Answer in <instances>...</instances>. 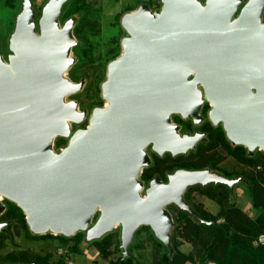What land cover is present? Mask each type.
Instances as JSON below:
<instances>
[{
  "label": "water",
  "instance_id": "95a60500",
  "mask_svg": "<svg viewBox=\"0 0 264 264\" xmlns=\"http://www.w3.org/2000/svg\"><path fill=\"white\" fill-rule=\"evenodd\" d=\"M67 1L46 0L36 19L33 1L22 0L10 53L0 54V214L4 197L22 209L32 233L85 231L86 241L119 226L123 258L135 230L148 225L171 260L174 222L166 206L217 224L184 192L210 182L233 189L241 177L182 168L167 182L154 177L143 195L145 147L151 143L160 155L194 149L202 134H181L171 115L197 123L205 98L210 120L222 123L232 143L264 152V0H160L159 8L143 3L125 12L121 52L101 83L105 104L72 133L86 110L66 100L83 86L66 76L78 43L76 18L60 24ZM56 136L68 137L59 151Z\"/></svg>",
  "mask_w": 264,
  "mask_h": 264
},
{
  "label": "trees",
  "instance_id": "16d2710c",
  "mask_svg": "<svg viewBox=\"0 0 264 264\" xmlns=\"http://www.w3.org/2000/svg\"><path fill=\"white\" fill-rule=\"evenodd\" d=\"M204 1V0H202ZM245 1V0H244ZM43 4L39 5L38 12H41ZM149 7L151 9L160 7V0L150 1ZM129 8L124 11L135 9ZM75 13L71 7L66 11L65 16ZM64 16V17H65ZM88 123L87 117L79 123L82 126ZM212 135V132H211ZM214 136L212 135L211 138ZM219 139L223 141V147L226 156L233 161L231 169L225 170V176L229 178L241 177V180L247 187L249 193V201L251 206L256 211L254 217H249L245 211L231 202V197L234 194L236 184L233 189L223 183L210 182L205 185L194 184L187 187L184 192V199L192 208L206 220H214L217 224H206L200 222L193 214L176 206L171 205V213L174 226L170 233V242L174 248L172 259L168 255V249L164 244L154 235L152 229L148 225H140L134 232L133 241L129 244V254L123 258V250L120 246V234L118 242L114 243V236L117 234L116 227L112 231L106 232L101 237L85 240V231H77L71 236H64L62 234H52L50 232L45 234H35L34 237H55L60 244L70 242L69 252L79 253L80 257L83 254L84 246H94L98 254L107 258L111 254V248H118L120 254L113 260L112 264H135V254L133 253L134 246L138 245V234L142 229H147L149 234L155 240L156 244L163 248L161 256L154 257L153 264H205L208 259H213L216 264H264V245L254 244V239L260 233H264V152L256 149L251 152L244 145L233 144L225 135V132H220ZM218 140V139H216ZM214 139H211L207 146L203 143L197 148L195 152L187 154H178L171 163V167H186V168H202L208 164L210 160L218 159V152H209V148L213 149L215 145ZM67 144V139L57 136L54 141V148L60 149ZM153 172L152 167L147 168L143 176L149 177ZM195 194L203 195L218 204L216 213L203 208L201 202L194 200ZM9 201L8 199H6ZM13 203V202H12ZM168 206V205H167ZM166 206V207H167ZM18 215V219L27 228L24 213L17 205L11 204L9 212L5 214L7 217ZM98 213L94 215V219ZM28 230V229H27ZM5 236L4 234H2ZM184 238L189 240L193 245V250L185 252L179 246L182 244L177 239ZM51 254H27L7 256L6 262L20 261L24 263L32 262L33 264H48ZM52 264V263H51Z\"/></svg>",
  "mask_w": 264,
  "mask_h": 264
},
{
  "label": "rangeland",
  "instance_id": "374dc122",
  "mask_svg": "<svg viewBox=\"0 0 264 264\" xmlns=\"http://www.w3.org/2000/svg\"><path fill=\"white\" fill-rule=\"evenodd\" d=\"M34 8L46 0H32ZM154 0H68L60 16V22L66 11L71 7L75 10L72 14L76 18L73 28L78 43L72 50L76 61L67 75L75 81L85 79L80 91L66 96V100L75 99L80 109L90 111L101 99L100 83L105 78L106 67L109 61L121 52V38L125 30L121 25V17L124 11L137 7L140 4H150ZM22 0H0V50L7 45V37L11 31L13 18L21 8ZM65 16V17H64ZM105 104V103H104ZM79 124L74 123L73 127ZM193 150V149H191ZM225 168L231 169L233 161L227 156ZM224 168V169H225ZM222 170V169H221ZM195 201L202 203L203 208L212 213L218 210V204L210 198L195 194ZM231 202L240 207L249 217H254L256 211L249 201V193L246 185L241 181L236 184ZM13 233L3 236L0 234V261L4 264L9 255L27 254H51L48 264H112L120 254L118 248H111V254L107 258L101 257L94 246H84L81 257L79 253L69 252L70 242L61 243L54 237H32L26 234L18 219L12 227ZM114 243L118 242L120 228L114 229ZM32 232L31 230H29ZM183 251L193 250V245L184 238L179 237ZM138 245L134 246L135 264H153L154 257L161 256L163 248L159 247L147 229H142L137 238ZM70 243V244H69ZM254 244L264 245V233H260ZM186 264H192L187 262ZM197 264V263H194ZM205 264H216L213 259H208Z\"/></svg>",
  "mask_w": 264,
  "mask_h": 264
},
{
  "label": "flooded vegetation",
  "instance_id": "af4514ba",
  "mask_svg": "<svg viewBox=\"0 0 264 264\" xmlns=\"http://www.w3.org/2000/svg\"><path fill=\"white\" fill-rule=\"evenodd\" d=\"M45 2H43V4H44ZM21 9V8H20ZM20 9L18 10V12L20 11ZM36 10V9H35ZM17 12V13H18ZM17 15V14H16ZM16 15L14 16V20H13V24H12V28H11V31L9 32V35H8V37H7V45H5V47H3L1 50H0V54H2V56L4 57V58H6L7 57V55L10 53V50H9V48H8V39H9V36H10V34H11V32L13 31V29H14V26H15V18H16ZM40 16V12H38L37 10H36V19H38V17ZM72 16V14H69V15H67V18H69V17H71ZM66 18V19H67ZM65 18H63V20L60 22V24L62 25L63 23H64V21L66 20ZM262 20L264 21V9H263V14H262ZM75 25V24H74ZM74 28V27H73ZM75 36V35H74ZM75 47V45L74 46H72V49H71V55H73V56H75L73 53H72V50H73V48ZM119 55V53L116 55V56H118ZM115 56V57H116ZM114 57V58H115ZM114 58H112V59H114ZM111 59V60H112ZM110 60V61H111ZM76 61V60H75ZM109 61V62H110ZM74 64V63H73ZM73 64H72V66H73ZM71 66V67H72ZM70 67V68H71ZM70 68H69V70L66 72V76H68L72 81H74L71 77H70V75H67V73L70 71ZM106 72H107V67H106ZM105 78H106V74H105ZM105 78H103V80L105 79ZM80 80H83V84H85V79H77V80H75L74 82H79ZM102 80V81H103ZM102 81H101V83H102ZM101 83H100V90H101ZM81 90V89H80ZM71 100V99H70ZM104 103H105V101L103 100V98H102V96H101V99L99 100V103H97L95 106H93V107H96V106H104ZM92 107V108H93ZM210 108H211V105H210V103L205 99V98H203V101H202V104H201V108H200V119H199V122H197V123H195L194 121H193V119L192 118H190V117H188V118H183V117H181L179 114H172L171 115V120H172V122L173 123H175V124H177L178 126H179V129H178V131L181 133V134H183V133H188V134H190V135H192V134H194L195 132H198V133H200V134H202V137L197 141V143H196V145H195V148L193 149V150H188V152L187 153H189V152H195L196 150H197V148H199V147H201L202 145V143L205 145L206 144V146H207V143L211 140V139H214V140H216V139H218V140H216L215 142V145H214V148L212 149H208L209 150V152L210 151H212V152H218V154H219V158L218 159H213V160H210L209 162H208V164L206 165V166H204V167H200V168H195V169H204V168H207V167H209L210 168V170L211 171H215V172H218V173H220V174H222V175H224L225 174V170H226V168L224 167L225 166V164H226V160H225V158H223V156H226V152H225V149H224V147H223V141L224 140H221V139H219V137H220V132L222 131V132H225V130H224V128H223V126H222V123L220 122V123H218V124H214L211 120H210V118H209V115H208V112H209V110H210ZM83 109H85L86 110V116H85V118L87 117V119L89 118V116H90V114H91V111H92V109L90 110V111H87V109L86 108H82V109H80L79 108V110H83ZM87 125H88V123L87 124H84V125H82V126H77V127H73L74 126V123H71V133L73 132V131H75L76 129H78V128H86L87 127ZM211 132H212V135L214 136L213 138H211L212 137V135H211ZM225 135H226V133H225ZM57 137V136H56ZM55 137V138H56ZM64 138H66L67 139V142H68V137H64ZM54 141H55V139H54ZM234 144V143H233ZM66 145V144H65ZM64 145V146H65ZM63 146V147H64ZM63 147H61V148H63ZM60 148V149H61ZM55 149V148H54ZM60 149H55L56 151H59ZM145 151L148 153V155H149V158H150V164L149 165H147V166H143L142 168H141V172H140V174H139V180H141L142 181V183H143V186H142V189H141V194H143L144 195V193H145V189L149 186V183H150V181L154 178V177H156V176H158L163 182H167L168 181V175L170 174V173H173L174 171H176L177 169H190V170H193V169H191V168H186V167H171L170 165H171V163L172 162H174V158L178 155V154H175V155H172L169 151H164V153L162 154V155H160V154H158L155 150H153L152 148H151V143H149L146 147H145ZM253 152H255V151H253ZM186 153V154H187ZM180 154V153H179ZM149 167H152V169H153V172H152V174H151V176H149V177H144L143 176V173H144V171L147 169V168H149ZM225 168V169H224ZM222 169V170H221ZM241 182V181H240ZM237 184V183H236ZM9 200V199H8ZM2 201L5 203V205H6V207H5V209H4V211L0 214V223H5L3 226H2V230H0V234H2V233H4L5 235L7 234V235H9V234H12L13 233V230H12V227H13V225L17 222V220H18V215H13L12 217H7V216H5V214L6 213H8L9 212V209H10V207H11V204H13L12 203V201H7L6 200V198H4V197H2ZM15 205H17L16 203H14ZM18 206V205H17ZM19 207V206H18ZM20 208V207H19ZM168 210H171V205L169 206H167L166 207ZM22 210V209H21ZM24 217H25V215H24ZM96 219V218H95ZM95 219H94V217H93V219H92V223L95 221ZM21 226L24 228V230H25V232H26V234H29V235H31L32 237H34L35 236V234L34 233H32V232H30L29 230V228L27 227H25V225L23 224V223H21ZM28 229V230H27ZM37 235V234H36ZM39 235H41V234H39ZM0 264H2L1 263V261H0ZM4 264H33L32 262H29V263H24V262H20V261H15V262H5Z\"/></svg>",
  "mask_w": 264,
  "mask_h": 264
}]
</instances>
